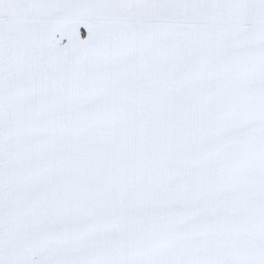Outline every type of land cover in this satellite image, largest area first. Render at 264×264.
<instances>
[{"label":"snow or ice","instance_id":"6c2138e0","mask_svg":"<svg viewBox=\"0 0 264 264\" xmlns=\"http://www.w3.org/2000/svg\"><path fill=\"white\" fill-rule=\"evenodd\" d=\"M0 264H264V0H0Z\"/></svg>","mask_w":264,"mask_h":264}]
</instances>
